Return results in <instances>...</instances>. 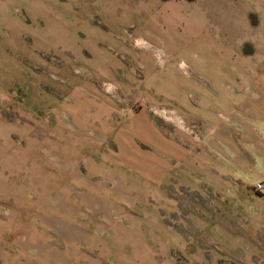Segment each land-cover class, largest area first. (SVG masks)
<instances>
[{
    "label": "rangeland",
    "instance_id": "obj_1",
    "mask_svg": "<svg viewBox=\"0 0 264 264\" xmlns=\"http://www.w3.org/2000/svg\"><path fill=\"white\" fill-rule=\"evenodd\" d=\"M143 118L230 143L161 193ZM260 148L264 0H0V264H264Z\"/></svg>",
    "mask_w": 264,
    "mask_h": 264
},
{
    "label": "crops",
    "instance_id": "obj_2",
    "mask_svg": "<svg viewBox=\"0 0 264 264\" xmlns=\"http://www.w3.org/2000/svg\"><path fill=\"white\" fill-rule=\"evenodd\" d=\"M141 121L146 124V126H151V130H154L159 136V168L157 170V180L159 183L157 188H160L162 191L161 193H163L165 190H169L168 188L169 185H171V181L175 182V186H181L191 190L198 189V187H200V183L203 181L200 179V174L208 167L213 165L212 160L215 158V151L219 150L215 149V141H221L223 142V145L230 143V138L228 136L227 130H225V127H223L222 130L220 129L222 137L215 139L211 136V140L206 135V138H202L203 143H200L196 142L194 138L189 137L188 135H183V133L181 135L167 134L166 130L154 127V122H151L150 119L148 120L143 118ZM134 124L136 126L132 128L130 132H126L128 134L127 137L124 136V133L117 132L113 138L115 149L112 150V152H115V154L113 155L114 160L111 162L112 167L114 166L118 168L119 164L124 165V162H122L123 159H119L120 156H127V161L125 164L127 167H130L131 162L134 163L133 171H144L145 167H148L149 163H151V160L147 159V162L144 163L143 160L136 157L135 152L138 151V148L136 144H134L133 141L129 139V135H133L138 131H144V129L142 130L141 127H138V124L135 123V120ZM207 130H210V133L211 130L214 132V127L212 126L211 128H207ZM224 132L227 133L228 137ZM143 136L145 137V133ZM105 156L106 155L104 154L102 157V162H100L101 165H104L106 162ZM263 157L264 154L260 148V150L257 152L255 161V166L257 167L258 165V171H262L263 169ZM199 163L202 165L200 166ZM262 201V198H255L254 202L253 215L255 227L256 229L258 228V230H260V228L261 230H264V224L262 223L264 220V213L262 212V209L258 207L262 204ZM244 205L247 206L246 201L244 202ZM248 205H251V203H248ZM245 210L251 211V208L246 207ZM244 220L247 222L249 219H247V216H245Z\"/></svg>",
    "mask_w": 264,
    "mask_h": 264
},
{
    "label": "built area",
    "instance_id": "obj_3",
    "mask_svg": "<svg viewBox=\"0 0 264 264\" xmlns=\"http://www.w3.org/2000/svg\"><path fill=\"white\" fill-rule=\"evenodd\" d=\"M254 190L259 194H264V180H259L254 184Z\"/></svg>",
    "mask_w": 264,
    "mask_h": 264
}]
</instances>
